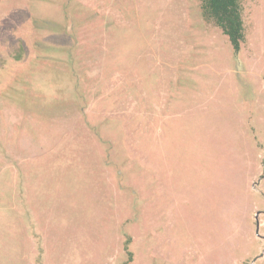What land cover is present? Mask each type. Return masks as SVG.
I'll return each instance as SVG.
<instances>
[{"label":"rangeland","instance_id":"1","mask_svg":"<svg viewBox=\"0 0 264 264\" xmlns=\"http://www.w3.org/2000/svg\"><path fill=\"white\" fill-rule=\"evenodd\" d=\"M235 54L201 0H0V264H264V0Z\"/></svg>","mask_w":264,"mask_h":264},{"label":"trees","instance_id":"2","mask_svg":"<svg viewBox=\"0 0 264 264\" xmlns=\"http://www.w3.org/2000/svg\"><path fill=\"white\" fill-rule=\"evenodd\" d=\"M203 18L219 28L235 54L244 39L240 0H201Z\"/></svg>","mask_w":264,"mask_h":264}]
</instances>
